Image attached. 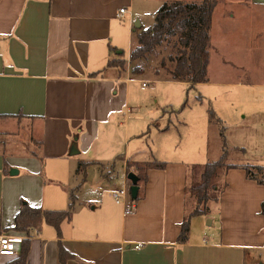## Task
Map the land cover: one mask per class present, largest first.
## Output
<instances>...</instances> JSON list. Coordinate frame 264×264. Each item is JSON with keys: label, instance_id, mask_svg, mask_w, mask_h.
<instances>
[{"label": "crops", "instance_id": "crops-1", "mask_svg": "<svg viewBox=\"0 0 264 264\" xmlns=\"http://www.w3.org/2000/svg\"><path fill=\"white\" fill-rule=\"evenodd\" d=\"M224 2L219 3L226 7L223 18H234L231 1ZM249 7L263 10L264 0L248 1L241 10ZM133 8L134 0H0V234L16 237L18 251L0 254V264H16L24 251L25 264H62L60 243L74 255L67 264L264 262V184L248 177L243 166L249 163L227 162L237 167L224 170L220 195L206 214L191 219L188 239L179 238L184 218L194 209L188 206L193 201L190 177L223 153L207 160L210 109L235 118L238 98L232 89L264 83L219 74L212 80L210 51L207 82L152 79L182 86L177 88L187 95L182 92L179 106L165 98L160 104L135 97L134 82L144 72L128 66L137 45ZM125 43L127 59L118 51ZM112 59H125L127 66L109 65ZM191 90L193 105L188 101ZM182 103L176 111L186 116L178 121L186 138L178 144L169 115ZM198 106L202 112H196ZM197 119L202 125L192 143ZM74 144L83 156L79 164L88 165L86 172L102 165L97 183L101 198L76 200L59 229L46 220L28 231L16 229L24 202L44 210L68 209L72 194L62 181L69 183L78 174ZM144 163L150 165L147 179L134 201L128 174ZM109 165L111 170L122 166L130 181L121 203L114 197L121 192L117 187L105 189L113 178Z\"/></svg>", "mask_w": 264, "mask_h": 264}, {"label": "rangeland", "instance_id": "rangeland-1", "mask_svg": "<svg viewBox=\"0 0 264 264\" xmlns=\"http://www.w3.org/2000/svg\"><path fill=\"white\" fill-rule=\"evenodd\" d=\"M173 1L177 0H134L133 9L135 13H137L135 23L139 20L142 24L141 27L143 28L153 26L159 8L164 3ZM181 1L200 2L201 0ZM229 1H231L229 2L231 4L229 10L234 14V18H223V12L226 9L225 5H228L224 0H222V2H224L225 5L219 4L216 7L214 14L215 26L211 33L212 40L210 44V51L212 54L211 64L209 66L211 73L209 74L210 78L213 80L219 74L218 76H221L223 79L237 78L245 82L264 83V9L256 10L252 9L254 7H249V9L244 8L245 10L243 11L241 10V7L247 4L248 1L250 3L251 0ZM243 2H245V4H242ZM138 32L139 30L133 32V43L137 40ZM122 50L124 51L123 56L127 59L129 55L127 43H125V47L118 49V51ZM160 50L163 51V54H166L169 49L160 48ZM159 58L160 56L158 58L150 59L151 61L148 62H136V64L142 66L141 71L144 73L136 77L142 80L134 82L133 87L135 88V94L137 95H135V97H139L145 102L159 100L160 104L162 103L163 98H165L166 100H170V102L172 100L173 103L179 106L178 104H180L182 92L184 91L177 87L182 86H174L173 84L152 80L155 79V77L170 78L164 71H162L159 76L155 75V69L158 65ZM118 66L121 68L120 65ZM126 66L127 63L123 68ZM128 66L133 68V64ZM143 82H147V85L143 86ZM189 92L188 101L193 105L196 101H194L191 94L194 92H192V90ZM232 93L235 98H238L235 102L237 110L235 118L232 115L229 117H222L218 114L219 116L216 115L214 120H209L208 122L209 151L207 160H216L220 157L221 153L224 152L221 135L224 136V139L227 142V147L225 149L227 155L226 159L223 161L224 166L217 170L216 177H213L210 182L211 189L209 190V195L212 198L218 197L224 187L223 173L228 166L227 162L249 163L247 165H252L251 172L258 178H261L262 174L260 169H256L255 166L264 167V85L255 84L237 87L232 89ZM184 94L187 95L186 91ZM184 100H187V96ZM183 107L184 104L181 105L180 108L178 107L179 109H175V111L169 115L171 116L172 121H175L174 124L177 129L176 131H178L176 132V135H178V144L181 143L183 139L185 141L186 138L184 135L186 133L184 126L178 123L179 120L183 119L182 117L186 116H183L182 112L176 111H181ZM198 107L199 108H196V112H202L203 106ZM168 108H170L169 110L172 109L171 107H167V109ZM196 122L199 125H192V127H194V133L191 135L192 143L198 136L197 131L202 125L200 124L202 123V120L197 119ZM187 142L188 141L185 142V145ZM180 148H182V144L180 145ZM73 159H75L74 162H77L76 165L78 166L79 161L83 159V156L82 154H78L75 155ZM145 164L149 163H144L143 166L138 167L139 173L142 177L146 174ZM107 168L111 170L110 165ZM93 169H95L96 173H94ZM100 169H102V165L93 166L91 170L87 169V172L81 170L78 174H74L69 183H67L66 180L62 181V184L68 190V193L75 196L74 199L77 200V204L89 200L90 198L94 200L101 198V196L97 194V183L99 181V176L101 175ZM201 172L202 171H199L198 175L195 176L193 180L190 177V184L201 182ZM88 173H90L89 180L84 184V180L87 178ZM136 174H138V172ZM111 176L113 177L111 178L112 183L105 187L106 190H110L112 187H117L122 192L124 188L126 189L127 183L130 182L129 180L126 182V179L124 178L125 172L122 166H116L111 170ZM129 188H127L128 194ZM191 196L193 201H190L188 206L192 210L197 206V200L192 193ZM211 202L212 201L208 202V206ZM201 228L202 226L197 228V234Z\"/></svg>", "mask_w": 264, "mask_h": 264}, {"label": "trees", "instance_id": "trees-1", "mask_svg": "<svg viewBox=\"0 0 264 264\" xmlns=\"http://www.w3.org/2000/svg\"><path fill=\"white\" fill-rule=\"evenodd\" d=\"M222 0H201L200 2H185L181 0L164 3L158 10L153 26L148 28L141 27L136 29L140 31L137 34V45L130 54V63L133 64L134 72H142V66L136 62L151 61L150 59L159 58L158 65L155 69L156 76L164 71L173 81L189 82L191 85L208 81V66L210 62V29L212 26L213 12L216 6ZM160 48L169 49L163 54ZM109 65L125 66V59H112ZM124 64V65H123ZM216 114L210 109V120H214ZM223 137L224 152L217 161L206 163L202 168L201 182L192 183L188 186V191L197 200V206L186 215L181 224L180 240L182 242L188 239L191 219L196 215L206 214L209 210L208 202L217 199L209 195L211 189V179L216 177L217 170L224 166L223 161L226 159L227 142ZM86 163H80L78 172L84 170ZM146 169L149 164L144 165ZM158 166H162L159 164ZM252 165H244L243 168L249 178L257 180L258 183L264 184V167L255 166L260 169L261 178L253 175L251 172ZM237 167L235 164H228L225 169ZM130 172V171H129ZM139 185L147 179L139 173L137 174ZM214 186V185H213ZM214 188V187H213ZM75 196L70 197L68 209L64 210H44L35 208L24 202L20 212L16 217V229L30 230L36 222L46 220L48 223L60 228L63 220L69 219L71 211L75 204ZM140 199L138 194L137 201ZM262 212L264 214V203L262 204ZM27 241H23V244ZM74 255L67 251L60 243V260L62 264H67ZM17 263H26L25 251L18 258Z\"/></svg>", "mask_w": 264, "mask_h": 264}, {"label": "built area", "instance_id": "built-area-1", "mask_svg": "<svg viewBox=\"0 0 264 264\" xmlns=\"http://www.w3.org/2000/svg\"><path fill=\"white\" fill-rule=\"evenodd\" d=\"M125 8H121L120 12H124ZM147 82H143V85H146ZM117 203H121L124 198L123 192H116L114 194ZM17 238L8 233L0 234V254L1 255H17ZM142 243L136 245V248H140Z\"/></svg>", "mask_w": 264, "mask_h": 264}, {"label": "water", "instance_id": "water-1", "mask_svg": "<svg viewBox=\"0 0 264 264\" xmlns=\"http://www.w3.org/2000/svg\"><path fill=\"white\" fill-rule=\"evenodd\" d=\"M142 26L141 22L138 20L136 23H135V28H134V31L136 29H140ZM120 53H122V51H119ZM79 151L76 147V145L74 144L73 148H72V151H71V154H78ZM128 178L129 180L131 181V188H130V192H131V198L133 200L137 199L138 197V194H139V190H140V185L138 184L139 183V179L140 177L133 171H130L129 174H128ZM260 264H264L263 262L260 263Z\"/></svg>", "mask_w": 264, "mask_h": 264}]
</instances>
